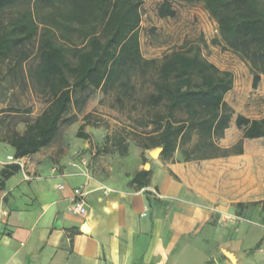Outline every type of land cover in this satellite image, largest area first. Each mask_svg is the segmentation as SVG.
<instances>
[{"label":"crops","instance_id":"0c3cea01","mask_svg":"<svg viewBox=\"0 0 264 264\" xmlns=\"http://www.w3.org/2000/svg\"><path fill=\"white\" fill-rule=\"evenodd\" d=\"M235 89L234 79L228 93ZM256 103L217 139L222 150L242 141V153L191 160L179 149L152 156L135 130L109 146L88 108L49 146L22 157L24 168L0 190V264H248L264 251V153L249 154L248 142L264 138L243 139L235 117L264 118ZM26 125L0 124V172L16 153L11 136ZM80 186L84 215L72 210Z\"/></svg>","mask_w":264,"mask_h":264},{"label":"trees","instance_id":"16d2710c","mask_svg":"<svg viewBox=\"0 0 264 264\" xmlns=\"http://www.w3.org/2000/svg\"><path fill=\"white\" fill-rule=\"evenodd\" d=\"M18 1L48 11L40 15L25 9L7 22L0 18V60L16 58L10 71L21 69L38 38L37 62L27 76L46 104L27 121L23 134L11 136L16 158L49 146L63 123L75 121L76 115L68 116L72 107L81 110L94 90H118L122 94L117 100L134 99L136 109L135 75L141 77L140 86L148 87L141 100L144 113L136 121L144 149L160 147L163 158L179 149L185 160L243 152L242 141L237 149L222 150L217 144L235 115L225 100L234 86L231 71L203 57L198 46L173 50L159 59L142 56L139 29L147 0H0V13ZM178 1L204 5L225 46L250 64L252 86L257 88L264 76V0ZM158 14L174 17L176 11L164 0ZM91 116L84 118L89 121ZM235 125L243 139L264 138V118L237 114ZM83 128L79 134L87 137ZM19 169L11 163L1 170L0 190ZM147 174L142 171L135 180L141 183L139 178Z\"/></svg>","mask_w":264,"mask_h":264},{"label":"rangeland","instance_id":"374dc122","mask_svg":"<svg viewBox=\"0 0 264 264\" xmlns=\"http://www.w3.org/2000/svg\"><path fill=\"white\" fill-rule=\"evenodd\" d=\"M163 1L147 0L141 7L142 21L139 32L142 56L146 59H159L173 50L198 46L203 57L221 70H229L233 73L236 89L228 93L227 98L235 106V113L245 111L250 114L251 110H254L251 107H256L257 101H262L264 106L262 98L264 97V76L259 86L254 88L250 64L225 46L219 35L216 21L204 5L200 2L168 0L176 11V15L162 18L158 14V9ZM25 9H31L35 14L40 15L48 11V7L38 9L32 3L18 1L1 12L0 18L3 22H7L9 18ZM37 46L38 38L30 45L32 54L22 64L21 69L10 71L16 60L15 57L0 60V124L2 125H18V123L29 121L46 106L43 96L30 83L27 76L28 68L37 62ZM134 82L137 84V91L134 93L137 98L136 109L133 107L134 99L122 96L121 102L117 100L118 94H122L118 90L107 92L94 90L90 93L86 105L81 110L73 106L68 116L76 111L79 113V116L76 115L78 121L90 108L93 115L91 124L101 129V134H107L109 146L113 147L122 137L132 140L135 138V131H142L136 127V121L144 113L141 100L148 90L147 86L144 88L140 86L139 75L134 76ZM63 125L69 124L63 123ZM248 149L249 154L261 155L262 152L264 153L263 141L248 142ZM263 170L264 167L260 166V172ZM248 264H264V251Z\"/></svg>","mask_w":264,"mask_h":264},{"label":"built area","instance_id":"2783aa9c","mask_svg":"<svg viewBox=\"0 0 264 264\" xmlns=\"http://www.w3.org/2000/svg\"><path fill=\"white\" fill-rule=\"evenodd\" d=\"M8 160H10L12 163L18 164L20 168H24V163L22 161V158H16L15 156H8ZM60 188H63V186L60 185ZM74 193V199L72 203V210L73 213L76 215H84L87 212L86 208V200H85V191L82 186L77 187L73 190ZM153 193L160 197L161 195L156 191L153 190Z\"/></svg>","mask_w":264,"mask_h":264},{"label":"water","instance_id":"95a60500","mask_svg":"<svg viewBox=\"0 0 264 264\" xmlns=\"http://www.w3.org/2000/svg\"><path fill=\"white\" fill-rule=\"evenodd\" d=\"M161 151H162L161 148H155L154 150H152L151 154H152V156L156 157L161 153ZM153 152H155L156 154L154 155ZM145 168L148 169V164L146 165ZM82 230H84V231L87 230L86 225H83Z\"/></svg>","mask_w":264,"mask_h":264},{"label":"bare ground","instance_id":"6f19581e","mask_svg":"<svg viewBox=\"0 0 264 264\" xmlns=\"http://www.w3.org/2000/svg\"><path fill=\"white\" fill-rule=\"evenodd\" d=\"M153 154L155 155L156 153H155V152H153Z\"/></svg>","mask_w":264,"mask_h":264}]
</instances>
